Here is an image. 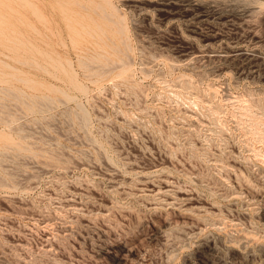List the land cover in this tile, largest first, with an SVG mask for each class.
<instances>
[{
	"label": "rangeland",
	"instance_id": "374dc122",
	"mask_svg": "<svg viewBox=\"0 0 264 264\" xmlns=\"http://www.w3.org/2000/svg\"><path fill=\"white\" fill-rule=\"evenodd\" d=\"M0 264H264V0H0Z\"/></svg>",
	"mask_w": 264,
	"mask_h": 264
},
{
	"label": "bare ground",
	"instance_id": "6f19581e",
	"mask_svg": "<svg viewBox=\"0 0 264 264\" xmlns=\"http://www.w3.org/2000/svg\"><path fill=\"white\" fill-rule=\"evenodd\" d=\"M164 2H168V1H164ZM235 47V46H234ZM237 47V46H236ZM228 52H229V50H228ZM245 54V53H244ZM244 54H243V52L241 53L240 52V50H238V49H236V50H234V51H232V53H231V51H230V54H227V55H224V56H222L221 58H223V57H225V59L226 58H228L229 60H230V58L231 59H234V60H238L239 58H242L243 56H244ZM202 55V54H201ZM247 55V54H246ZM203 56H206V55H203ZM208 56V55H207ZM196 58L197 57H200L199 55H196L195 56ZM212 57V56H211ZM218 57V56H217ZM247 59H249L250 61H252V60H254V59H256V57L258 58V56L257 55H255V54H252V55H250V54H248L247 56ZM244 58V57H243ZM242 58V59H243ZM210 59V58H209ZM224 59V60H225ZM261 59H263V58H261ZM244 60V59H243ZM259 60V59H258ZM241 61V60H240ZM254 62V61H253ZM255 63H256V61H255ZM251 66V65H250ZM126 70V69H125ZM123 72V71H122ZM124 73V72H123ZM122 76V75H121ZM253 240V239H252ZM249 242V241H248ZM251 242V241H250Z\"/></svg>",
	"mask_w": 264,
	"mask_h": 264
}]
</instances>
